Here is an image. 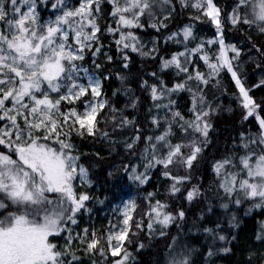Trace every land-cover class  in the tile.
<instances>
[{
	"label": "snow or ice",
	"instance_id": "obj_1",
	"mask_svg": "<svg viewBox=\"0 0 264 264\" xmlns=\"http://www.w3.org/2000/svg\"><path fill=\"white\" fill-rule=\"evenodd\" d=\"M105 4L111 6L107 13L111 22L102 26ZM186 9L195 10L191 20L215 28L212 39H201L189 48L196 37L193 25L186 24L164 37V43L183 44L182 51L160 56L157 36L151 48L146 46L139 31L161 34ZM44 12L50 13L47 19ZM225 24L233 29L247 26L264 35V0H232L227 12L215 0H0V264H82V255L105 260L110 255L116 258L113 264H131L135 257L126 245L145 231L151 238L168 239L162 262L157 264H196L193 257L201 254L182 232L183 207L170 210L168 203L154 200V192L145 197L146 209L139 217L135 200H127L113 208L115 220L109 221L103 234L95 228H80V217L91 213L87 202L94 198L78 191L91 187L92 180L73 137L108 139L101 123L111 122L113 131L136 123L105 95L104 82L112 78V72L105 74L98 58L103 55L109 64L114 58L105 51L104 35L111 37L122 70L130 69L132 53L159 61V70L148 74L152 82L141 78L139 83L151 101L148 116L153 131L144 136L137 127L136 135L124 141L126 151L140 161L123 165L128 179L144 185L151 170L159 169L170 181V197L181 194L192 203L204 195L196 184L182 189L211 145L212 117L221 111L205 89L213 83L219 86L226 72L237 89L234 98L242 109L241 127H249L233 139L231 150L212 161L214 195L225 212L230 205L241 208L246 203L245 215L253 209L264 210V104L250 95L237 70L242 49L226 42ZM212 46H218L215 53L206 51ZM89 55L91 69L83 63ZM169 71L179 78L171 85L164 79ZM116 79L122 87L113 96L131 91L124 87L128 78L123 71L116 72ZM262 85L264 79L254 87ZM185 92L190 103L182 112L175 96ZM137 102L138 98L126 107L136 108ZM140 142L143 147L137 153ZM228 223L239 226L235 214ZM173 226L178 229L176 235L168 231ZM218 230L222 231L218 222L215 227H202L205 259L216 254L217 240H226ZM57 239L63 244L54 242ZM254 239L264 245V220L258 222ZM143 248L144 243L137 245L138 252ZM251 255L255 253L250 254L249 264Z\"/></svg>",
	"mask_w": 264,
	"mask_h": 264
},
{
	"label": "trees",
	"instance_id": "obj_2",
	"mask_svg": "<svg viewBox=\"0 0 264 264\" xmlns=\"http://www.w3.org/2000/svg\"><path fill=\"white\" fill-rule=\"evenodd\" d=\"M215 2L224 9L225 12L230 10L232 0H215ZM111 11V6L103 5L104 19L101 21L102 26L111 22L107 13ZM50 13L44 12L43 15ZM195 10L186 9L180 14L176 15L169 23V27L163 30L161 34H157L152 29L139 31L138 34L142 41L148 48L152 47V38L158 37V47L161 49L160 56L170 57L172 53L182 51L183 44H176L172 42L164 43V37L172 31H177L184 25L194 23L197 36L195 41L188 44V47L195 46L201 39H211L215 34V28L203 21L191 20L190 16L195 15ZM206 20V18H205ZM226 28V42L237 45L242 49L239 61H237V70L241 75L244 84L251 89L250 95L257 103L264 104V85L254 87L264 79V35L259 34L255 29H249L247 26H238L233 29L231 25L225 24ZM250 38V39H249ZM105 45V51L113 56V63L109 64L105 61L103 55L98 60L103 65V72L107 74L109 70L112 72V78L104 82V92L107 98L117 109H123V115L129 119H135V125L124 129L112 130L111 122L105 124L101 123L100 128L109 133V138L105 139L103 136L73 137V143L78 148V153L81 154V162L89 169V175L93 181V186L90 190H86L94 199L88 201L92 204L91 215L100 222L102 213H106L110 205L119 199L121 196L131 193L136 196L137 200V217L146 209L147 201L145 197L149 192L156 193L154 200L159 199L169 204L170 210L176 211L183 207L186 212V219L183 221V234L190 237V242L199 253L194 255L193 259L196 264H249V254L243 249L246 238L254 239L258 222L264 220V210L253 209L250 215H245L248 208L246 203L241 208H236L230 205V210L225 212L219 207L220 199L214 195L213 174L211 172V163L214 159L219 158L226 151L231 150L232 141L237 137V134L249 127L244 124L241 127L242 109L238 106L234 94L237 89L232 82L229 74L222 73L220 77V84L216 86L214 83L210 84L206 89L207 97L213 101L215 105L220 106V113L212 117L214 130L210 133L211 145L204 152L201 160L191 170V182L184 185L182 191L190 188L192 184L201 186V192L204 193L199 199L188 203L183 199V195L178 194L177 197H170L167 194L168 185L170 181L166 180L160 175L159 169H153L150 172V179L144 185L130 181L128 176L123 171L125 164H139L138 156L131 155L124 147V141L129 140L136 135V128L138 127L144 136L152 134V126L150 124V117L148 116V109L151 106V101L148 98L147 92H142L139 89L141 78L148 79L152 82L151 76L148 74L159 70V61L152 59H143L137 54H130L132 62L129 70H122L120 62L117 57L115 45L111 44V37L104 35L101 37ZM262 51H257L256 48ZM91 56L86 57L84 64L92 68ZM197 64V63H196ZM123 71L127 76V81L124 87L130 88L131 91L125 94L123 91L118 96H113L112 93L117 88H121V82L116 79V72ZM166 82L171 85L176 79L174 74L169 71L164 75ZM138 98L137 107H126L132 100ZM177 100V107L182 112L187 111L189 105L188 93H180L175 96ZM230 110V111H228ZM103 119V117H101ZM143 143L137 145V153L142 149ZM143 171V168L139 169ZM176 171L175 169L173 170ZM179 174H184L180 170ZM99 201H103L100 203ZM211 207L212 211L208 209ZM235 214L239 222L238 227H231L228 223L231 215ZM90 215V216H91ZM203 217V218H201ZM220 223L222 231L220 234L226 237L225 241L217 240L215 242L214 251L216 252L210 258L205 259L202 255L207 251V243L202 227H215L216 223ZM181 223V222H178ZM105 229L101 228L99 234H103ZM170 235H176L178 229L173 226L168 229ZM182 238L183 235H182ZM245 238V239H244ZM133 243L126 245L128 250L133 254L135 260L131 264H157L162 262L163 254L166 251L167 238L156 236L151 238L147 232H141L137 236L132 237ZM255 240V239H254ZM144 243L145 248L137 251V245ZM107 247V245H104ZM221 248H229L231 251L225 253L218 251ZM82 255V253H79ZM96 260L99 264H113V259L109 255L107 260L96 255L88 257L82 255V264H92ZM218 262V263H217ZM255 259L251 257L250 264H254ZM258 264V262H257Z\"/></svg>",
	"mask_w": 264,
	"mask_h": 264
},
{
	"label": "rangeland",
	"instance_id": "obj_3",
	"mask_svg": "<svg viewBox=\"0 0 264 264\" xmlns=\"http://www.w3.org/2000/svg\"><path fill=\"white\" fill-rule=\"evenodd\" d=\"M72 2L74 3L75 0H72ZM49 15H43V16H44L45 19H47L49 17ZM189 24H192L193 25V30H194L195 36H197L196 30L194 28V23H189ZM205 40H208V39H205ZM192 47H195V46H191L190 48H192ZM217 47L218 46H212L211 48H206V51H209L210 53H215ZM195 59H196V63L200 67V70L201 71H205L206 69H205V66L203 65V63L201 61H199L198 58H195ZM84 66L85 67H88L85 64H84ZM88 68H90V67H88ZM229 77H230V75H229ZM65 107H67V106H65ZM77 151H79L78 148H77ZM90 179H91V177H90ZM92 186H93V181H92ZM92 186L89 187V188H79L78 191L90 190L92 188ZM127 200H135V202L137 204L136 196L133 195V194H131V193H127V194L121 196L116 201H114L110 205V208H109V210L106 213H102V216L103 217H101L102 219H100V222H98L95 219V216L94 215H91V213L81 215V217H80V228H83V227L87 226L90 229L91 228H95L98 231H100L101 228L106 229L108 227V225H109V221L110 220H113V221L115 220V214L113 213V208L122 206V203L125 202V201H127ZM87 207L91 209L92 208V204H89V202H87ZM77 231H79V229H77ZM54 242L63 244V241L62 240H59V239L55 240ZM243 243H244V245L242 247L246 251V254H249V256H250V254L255 253V255H251V257L255 259L254 264H257V262H258V264H262V260H264V245H262L261 243L257 242L256 240L252 239L251 237L246 238ZM111 258L113 260L116 259L114 257H111ZM210 263H212V262H210Z\"/></svg>",
	"mask_w": 264,
	"mask_h": 264
},
{
	"label": "bare ground",
	"instance_id": "obj_4",
	"mask_svg": "<svg viewBox=\"0 0 264 264\" xmlns=\"http://www.w3.org/2000/svg\"><path fill=\"white\" fill-rule=\"evenodd\" d=\"M218 263V262H217ZM199 264V263H198ZM212 264V263H211Z\"/></svg>",
	"mask_w": 264,
	"mask_h": 264
}]
</instances>
